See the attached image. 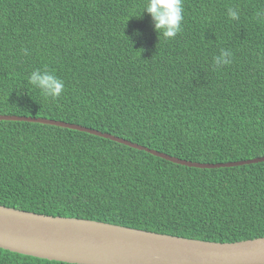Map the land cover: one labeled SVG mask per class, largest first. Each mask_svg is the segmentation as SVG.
<instances>
[{"label": "trees", "instance_id": "1", "mask_svg": "<svg viewBox=\"0 0 264 264\" xmlns=\"http://www.w3.org/2000/svg\"><path fill=\"white\" fill-rule=\"evenodd\" d=\"M183 3L182 30L165 39L149 14L138 18L145 0H0V114L75 123L200 163L264 156V0ZM221 49L232 62L217 68ZM37 68L64 81L58 99L27 83ZM0 204L234 242L264 236V161L189 167L0 120ZM0 264L71 263L0 248Z\"/></svg>", "mask_w": 264, "mask_h": 264}, {"label": "water", "instance_id": "2", "mask_svg": "<svg viewBox=\"0 0 264 264\" xmlns=\"http://www.w3.org/2000/svg\"><path fill=\"white\" fill-rule=\"evenodd\" d=\"M0 120L85 132L189 167L219 168L264 161V156H260L225 163H200L75 123L2 114ZM0 248L71 264H264V236L234 242L205 241L92 219L40 214L1 204Z\"/></svg>", "mask_w": 264, "mask_h": 264}, {"label": "clouds", "instance_id": "3", "mask_svg": "<svg viewBox=\"0 0 264 264\" xmlns=\"http://www.w3.org/2000/svg\"><path fill=\"white\" fill-rule=\"evenodd\" d=\"M240 11L238 7H229L226 14L232 20H239ZM145 12L150 15L158 37L174 39L181 32L184 20L183 0H145L138 18ZM256 19L258 22L264 19V11L257 12ZM24 54L27 55V49L24 50ZM232 55L230 50L221 49L220 54L213 58L215 67L221 68L230 64ZM27 83L39 89L45 97L53 100L58 99L65 89L64 81L47 69H34L29 74Z\"/></svg>", "mask_w": 264, "mask_h": 264}, {"label": "crops", "instance_id": "4", "mask_svg": "<svg viewBox=\"0 0 264 264\" xmlns=\"http://www.w3.org/2000/svg\"><path fill=\"white\" fill-rule=\"evenodd\" d=\"M150 154V153H149ZM152 155V154H151ZM154 156V155H153ZM172 156V155H171ZM175 157V156H174ZM160 158V157H159ZM178 158V157H177ZM167 161V160H166ZM170 162V161H169ZM173 163V162H172Z\"/></svg>", "mask_w": 264, "mask_h": 264}]
</instances>
